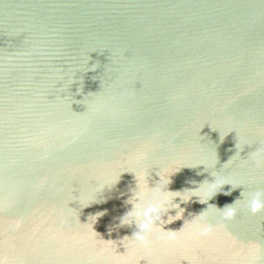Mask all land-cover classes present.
<instances>
[{
	"label": "water",
	"instance_id": "1",
	"mask_svg": "<svg viewBox=\"0 0 264 264\" xmlns=\"http://www.w3.org/2000/svg\"><path fill=\"white\" fill-rule=\"evenodd\" d=\"M156 172L240 186L181 203L145 247L115 225ZM257 189L264 0H0V264H264V208L213 206Z\"/></svg>",
	"mask_w": 264,
	"mask_h": 264
},
{
	"label": "clouds",
	"instance_id": "2",
	"mask_svg": "<svg viewBox=\"0 0 264 264\" xmlns=\"http://www.w3.org/2000/svg\"><path fill=\"white\" fill-rule=\"evenodd\" d=\"M255 157L257 166H259L262 159L259 149L255 150ZM198 165L203 164L201 163ZM156 174L159 179L152 186H149L146 177H144L145 184L143 186L139 179H135V187L131 189V195L127 199V203H129L131 207L118 218V222L115 225L116 227H121L134 224L136 230L133 231L130 236H126L145 247L151 243V237L153 233L157 231H159L161 235L166 234L169 238H174L177 230H171L169 232L165 230L162 225L181 218L184 213V208L181 207V203L187 202L193 197L197 198L200 202H206L214 194L221 191L224 185H230L227 191H231L237 186H240L238 183H232L226 177H217L213 175L214 179L207 181V184H204L203 181L196 184L195 187H186L182 190L173 191L167 188L170 182L169 175L165 178L160 176L157 172ZM117 180L114 183L110 181L98 183L95 187L96 197L104 188H111ZM242 197L243 206L247 207L250 212L255 213L261 208H264V191L259 189L250 191L247 194L242 190L240 198L224 205L222 208H217L213 204L208 205H213L219 210L222 219H231L236 215L238 210L234 205H237V202L240 201ZM95 200H97V198L93 201ZM203 210L189 219V226L197 234H204L211 231V225L207 223L205 217L202 215ZM100 215H102L101 212H96L89 216L93 217L95 222L96 218ZM259 260V251L254 250L249 254L247 264H258Z\"/></svg>",
	"mask_w": 264,
	"mask_h": 264
}]
</instances>
